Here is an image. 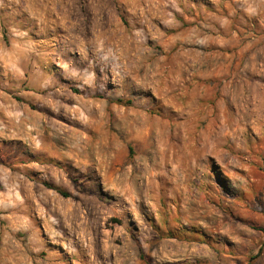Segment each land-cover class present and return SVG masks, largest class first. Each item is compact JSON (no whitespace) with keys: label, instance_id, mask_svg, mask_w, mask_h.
I'll list each match as a JSON object with an SVG mask.
<instances>
[{"label":"clouds","instance_id":"obj_1","mask_svg":"<svg viewBox=\"0 0 264 264\" xmlns=\"http://www.w3.org/2000/svg\"><path fill=\"white\" fill-rule=\"evenodd\" d=\"M17 4L18 0H0V52L4 53L0 95L12 91L41 110L47 108L49 122L57 131L71 135L64 137L70 146L63 151L49 148L43 135L39 144L30 136L18 145L0 140V170L6 176L22 174L15 177L19 183L12 186L13 200L5 199L0 207V222H8L4 224L0 264L20 260L48 264L47 259L39 258L45 248L49 257L56 256V264H160L161 186H165L166 197L182 191L185 203L192 182L211 185L225 194L223 180L235 192L241 178L229 168L235 157L224 150L229 143L225 137H232L239 148L242 140L234 132L242 117L232 118L233 132L223 123L218 125L214 153L198 151L193 157L171 158L165 154V146L147 133L135 111L152 106L139 90L136 61L116 53L109 39L111 28L101 31L107 23L102 14L114 17L117 0L100 5L93 0H73L78 8L69 25L71 40L50 33V25L33 23ZM231 8L240 13V23L245 18L249 23L258 19L264 29V0H232ZM114 99L132 103L127 112L116 110L108 131L111 106L105 102ZM74 117L86 125L84 131L103 126V133L93 140L83 131L72 133L58 124ZM24 123L20 121V125ZM128 148L133 149L131 156ZM157 177L161 178L159 185ZM49 189L67 191L73 200L79 199L74 210L63 213L62 221L47 198ZM185 222H189L186 217ZM105 225L118 233V243L115 234L102 240ZM8 229L13 235L19 232V239H13ZM231 238L244 243L239 235ZM218 252L205 249V264H225L223 253L218 257ZM175 258H183V254Z\"/></svg>","mask_w":264,"mask_h":264},{"label":"rangeland","instance_id":"obj_2","mask_svg":"<svg viewBox=\"0 0 264 264\" xmlns=\"http://www.w3.org/2000/svg\"><path fill=\"white\" fill-rule=\"evenodd\" d=\"M105 2L93 0L97 5ZM231 5L232 0H117L114 17L102 14L107 23L101 31L111 28L109 39L116 53L138 65L139 90L150 98L152 106L135 111L147 133L165 146L166 155L175 159L196 156L198 151L214 153L218 125L223 123L233 132L232 118L242 117L234 132V137L242 140L239 148L232 137H226L229 143L224 149L235 157L229 168L241 178L236 181L240 187L235 192L223 180L220 184L226 195L219 188L192 182L185 203L182 191L166 197L165 186H161L160 264H205V249H219L218 257L228 254V258L223 256L225 264H264V29L258 19L249 23L245 18L240 23V13L232 11ZM16 7L38 26L50 25V33L72 39L69 25L78 8L73 0H18ZM3 56L0 52V66ZM128 101L105 102L111 106L108 131L116 110L127 112L131 108ZM21 120H25L23 125ZM58 124L72 133L83 131L93 140L104 131L103 126L84 131L86 125L76 117L66 122L61 119ZM0 132L4 133L0 140L6 145L23 144L27 136L39 144L43 135L51 149L63 151L70 146L64 137L71 134L57 131L49 122L47 108L41 110L12 91L0 95ZM250 135L254 146L246 152L243 141ZM71 142L76 143L75 136ZM127 153L131 156L133 149L128 148ZM19 175L6 176L0 170V207L5 199L13 200L11 189L19 183L15 178ZM160 182L157 177L156 183ZM47 198L61 221L66 210H74L79 204V199L73 200L67 191L49 189ZM84 212L87 214V209ZM6 223L0 222V245ZM109 223L118 224L115 220ZM8 234L16 240L21 235H13L11 229ZM113 234L118 243V233L105 225L102 240ZM234 234L244 243L237 244L231 238ZM181 254L183 258H175ZM39 258L56 264V256L49 257L47 248Z\"/></svg>","mask_w":264,"mask_h":264},{"label":"crops","instance_id":"obj_3","mask_svg":"<svg viewBox=\"0 0 264 264\" xmlns=\"http://www.w3.org/2000/svg\"><path fill=\"white\" fill-rule=\"evenodd\" d=\"M244 136H246V135H244ZM225 139H226V137H225ZM253 144H254V137H253V135H250V136H248V138L244 139V141H243L244 150L246 152H248L250 149V146L251 147L254 146ZM225 149H227V146L225 147ZM223 256H224V258L229 257L228 254H225V255L223 254Z\"/></svg>","mask_w":264,"mask_h":264},{"label":"trees","instance_id":"obj_4","mask_svg":"<svg viewBox=\"0 0 264 264\" xmlns=\"http://www.w3.org/2000/svg\"><path fill=\"white\" fill-rule=\"evenodd\" d=\"M128 102H130V101H128Z\"/></svg>","mask_w":264,"mask_h":264}]
</instances>
